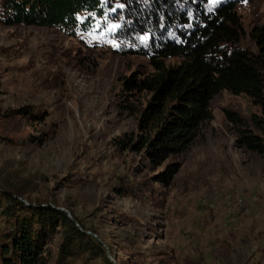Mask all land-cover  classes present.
I'll use <instances>...</instances> for the list:
<instances>
[{
	"label": "rangeland",
	"instance_id": "374dc122",
	"mask_svg": "<svg viewBox=\"0 0 264 264\" xmlns=\"http://www.w3.org/2000/svg\"><path fill=\"white\" fill-rule=\"evenodd\" d=\"M235 10L240 44L257 51L250 31L264 23V0H240ZM119 30L120 18L107 13L73 31L0 21V187L22 184L29 199L72 208L117 264H264V153L238 145V125L224 114L238 112L264 137L261 106L220 89L190 145L152 164L142 148L116 142L138 131V112L121 102L138 108L149 97L122 94L123 78L153 70L147 55L122 50L129 40ZM176 161L171 180L159 179ZM5 201L0 194L2 235ZM61 227L45 244V264H56ZM63 264L105 263L76 255Z\"/></svg>",
	"mask_w": 264,
	"mask_h": 264
},
{
	"label": "trees",
	"instance_id": "16d2710c",
	"mask_svg": "<svg viewBox=\"0 0 264 264\" xmlns=\"http://www.w3.org/2000/svg\"><path fill=\"white\" fill-rule=\"evenodd\" d=\"M239 1L2 0L0 21L73 31L88 28L95 16L105 13L120 18L118 34L129 40L122 50L147 55L153 70L123 78L122 94L146 91L149 97L138 108L121 102L123 109L138 112V131L135 135L125 132L116 142L123 147L132 144L133 148H142L152 164H159L195 139L201 123L211 117L210 100L220 89L244 93L264 111V23L250 31L257 51L240 44L243 28L235 10ZM82 9L87 13L79 18L77 12ZM140 35L143 37L138 38ZM173 56L180 61L167 64L166 58ZM224 114L238 125V145L264 153L260 133L251 131L238 112L225 109ZM253 121L263 129L261 117L253 115ZM178 166L177 161L170 163L158 178L169 182ZM1 187L0 194L6 197L2 212L9 223L0 234L1 264H45V244L60 226L56 264L76 255L101 256L105 264H115L102 240L92 234L96 229L86 226L72 208L68 207L70 216L52 203L29 199L22 184L15 190ZM111 254L115 255L112 250Z\"/></svg>",
	"mask_w": 264,
	"mask_h": 264
},
{
	"label": "water",
	"instance_id": "95a60500",
	"mask_svg": "<svg viewBox=\"0 0 264 264\" xmlns=\"http://www.w3.org/2000/svg\"><path fill=\"white\" fill-rule=\"evenodd\" d=\"M57 207L65 209V210L67 211V213L71 216V213H70L69 209L66 208L65 206L59 205V206H57ZM87 231L91 232V230H89V229H87ZM93 233H94V235H97V233H95V232H93ZM98 238H100V237L98 236ZM100 239H101V238H100ZM102 243L106 246L107 256H108L110 259H112V260L115 262V264H117L116 259L113 258L112 255H111V253H110V250H109L108 245H107L103 240H102Z\"/></svg>",
	"mask_w": 264,
	"mask_h": 264
}]
</instances>
